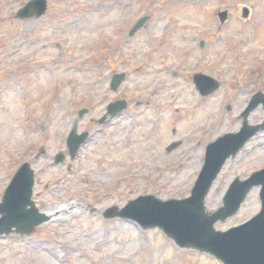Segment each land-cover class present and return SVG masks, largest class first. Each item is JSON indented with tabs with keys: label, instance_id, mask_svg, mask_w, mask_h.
<instances>
[{
	"label": "rangeland",
	"instance_id": "obj_1",
	"mask_svg": "<svg viewBox=\"0 0 264 264\" xmlns=\"http://www.w3.org/2000/svg\"><path fill=\"white\" fill-rule=\"evenodd\" d=\"M28 1L0 0V202L29 163L35 206H69L29 236L0 237V264H222L179 248L158 228L103 213L143 195L189 197L208 144L242 130L243 112L264 92V0H48L44 16L20 20ZM121 72L125 80L112 89ZM197 72L217 78L219 89L201 96ZM121 99L127 108L101 122ZM248 120L262 124L263 105ZM75 123L90 135L71 158ZM262 168L264 129L227 159L207 210L224 206L231 184ZM259 193L254 187L215 228L258 213Z\"/></svg>",
	"mask_w": 264,
	"mask_h": 264
},
{
	"label": "water",
	"instance_id": "obj_2",
	"mask_svg": "<svg viewBox=\"0 0 264 264\" xmlns=\"http://www.w3.org/2000/svg\"><path fill=\"white\" fill-rule=\"evenodd\" d=\"M47 9V0H31L20 9L19 17L41 16ZM228 12H221L222 21L227 19ZM146 17L139 21L140 27ZM123 74L115 75L112 87L116 89ZM195 83L202 95H208L218 88L219 83L214 78L196 75ZM264 105V94L257 93L250 105L244 111V127L239 133H228L211 143L207 151L206 165L190 197L184 199L161 200L153 195H143L130 201L125 207L108 208L106 218L120 217L137 222L142 228H160L172 238L179 247L210 253L222 260L224 264H264V169L255 172L245 181L236 179L224 197V206L213 213L206 211L205 198L221 171L226 159L235 155L258 130L264 128V123L250 126L247 123L249 113L260 104ZM126 107V102L111 104L109 112L117 114ZM87 110H81L83 116ZM106 116L101 119L104 121ZM77 125L71 132L68 145L70 155L74 157L81 145L87 140L88 132L78 135ZM180 142H174L168 150L177 147ZM57 162L64 159L58 155ZM261 185L262 210L249 222L227 231L216 230L214 224L234 215L240 208L246 195L254 186ZM34 186V171L29 163L23 164L6 189L0 202V235L11 233L14 228L18 233L30 234L35 226L49 220V216L40 212L32 200Z\"/></svg>",
	"mask_w": 264,
	"mask_h": 264
},
{
	"label": "bare ground",
	"instance_id": "obj_3",
	"mask_svg": "<svg viewBox=\"0 0 264 264\" xmlns=\"http://www.w3.org/2000/svg\"><path fill=\"white\" fill-rule=\"evenodd\" d=\"M17 18L19 19V16H17ZM68 205V204H67ZM69 206V205H68ZM68 206H56V207H53V208H49V209H46V211H43L45 214L51 216L53 215L57 210H65L66 207Z\"/></svg>",
	"mask_w": 264,
	"mask_h": 264
}]
</instances>
